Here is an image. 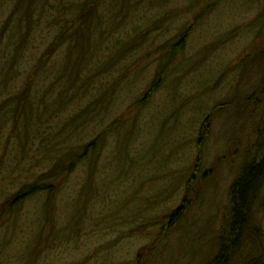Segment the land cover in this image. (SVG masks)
<instances>
[{
	"label": "trees",
	"instance_id": "16d2710c",
	"mask_svg": "<svg viewBox=\"0 0 264 264\" xmlns=\"http://www.w3.org/2000/svg\"><path fill=\"white\" fill-rule=\"evenodd\" d=\"M218 3L0 0V264H42L43 254L95 233L111 239L103 248H121L124 231L136 226H157V231L127 264H170L172 248L160 246L182 228L193 207L201 206L213 174L212 166L202 169L212 113L202 118L192 138L194 156L166 172L170 161H181L182 136L169 148L168 158L162 157V176L144 171L142 159L124 169L111 167L104 158L110 141L120 137L122 145L141 148L135 141L137 118L130 119L133 128L126 130L121 115L114 116L118 93L132 89L130 84L144 72L145 83L152 78L134 104L143 107L172 76L177 74L180 86L182 78L198 71L209 47L200 58H188L185 48ZM252 58L233 68L247 67ZM259 67L252 86L256 91L242 94L243 109L235 113L240 116L245 109L250 118L247 106L262 105L263 125L252 134L254 142L228 188L214 248L198 264H264L261 248L243 246L259 235L254 207L264 185V65ZM251 97L254 103H248ZM231 101L222 102L221 117L229 114ZM174 149L178 153L173 157ZM99 169L113 177L96 183ZM78 172L82 182L73 185ZM148 177L161 178L153 180L152 187L160 185L146 196L140 184ZM133 202L140 207L132 209ZM92 203L98 207L91 208ZM192 249L197 250L190 248V256Z\"/></svg>",
	"mask_w": 264,
	"mask_h": 264
},
{
	"label": "rangeland",
	"instance_id": "374dc122",
	"mask_svg": "<svg viewBox=\"0 0 264 264\" xmlns=\"http://www.w3.org/2000/svg\"><path fill=\"white\" fill-rule=\"evenodd\" d=\"M206 1L216 3V0ZM213 10L189 37L185 48V56L200 58L203 49L209 47L208 53L202 59V67L198 71L182 78L180 86L177 74L172 76L167 85L163 83L143 107L136 108L134 104L152 78L145 83L144 72L138 83L130 84L129 88L132 86V89L118 93L121 96L116 102L117 112L114 116L121 115L126 121V130L133 128L130 119L137 118L135 129L138 133L135 135V141L139 139L138 144H141V148L135 150L134 146L127 147L126 143L122 145L124 140L121 137L110 141L109 147L106 146L109 150L106 149L108 152L104 159L111 167L122 165L125 169L130 162L142 159L144 171L148 169L158 173L161 169L162 157L166 160L171 151L169 148L176 147L183 136L181 161L178 160L176 163L170 161L166 171L168 172L170 168H179L181 164L183 166L182 162L186 157L194 156L195 147L192 138L196 136L202 118L212 113L208 130L209 138L202 148L205 161L202 169L212 166L211 174H213L212 176L210 174L211 177L204 187L201 206L198 209L193 207L182 225V231L178 232L181 230L179 229L174 234H170L167 242L165 240L160 246V248H172L170 264H198L202 256L214 248L215 236L227 203L228 188L238 172L245 151L254 142L255 136L252 134L263 125L262 105L259 108L254 104L247 106V111L251 114L250 118L245 115V109L240 116H236L235 112L243 109L241 99L239 101L242 94L256 91L252 86L255 84V77L258 76L259 66L264 65V25L262 24L264 0H219L217 9ZM183 16L186 18V15ZM249 55L253 56V61L248 63L249 59L245 58ZM240 60H248L247 67L240 66L234 69L235 65H241ZM252 99L251 97L248 103L250 101L254 103ZM228 100H232L229 114H223L221 117L220 106L222 102ZM176 153L178 151L174 149L172 156H176ZM107 162L103 160V164ZM82 174L77 173V180L73 185L82 182ZM150 174L153 176L152 173ZM157 175L162 176V172ZM106 176L113 177V174L105 175L104 171L99 169L95 175V182H100ZM136 178L135 173L134 180ZM156 178L161 177H148L144 184H140V191L144 195L153 194L155 187L160 185V182H155L154 186H151ZM122 182L124 185H129V180L126 182L123 179ZM117 187L123 188L122 184ZM133 190L134 187L131 188L130 193ZM258 194L260 196L255 202L257 204L254 207V218L259 228L257 229L259 235L254 243L251 239L246 240L243 246L261 248L264 252V185ZM176 198L175 195L174 201ZM174 201L167 203L171 206ZM90 206L96 209L98 204L92 203ZM139 207L137 202L131 205L135 210ZM160 208L158 207L156 211ZM156 229L157 226L155 228L136 226L132 230H123L127 238L121 248H103L111 242V239L103 236L99 239L100 234L95 233L96 236L84 237L69 247L56 248L53 253L43 254L41 262L42 264H127L137 249L148 243L149 236H155ZM190 248H197V250L192 249V252L195 251L192 256L187 253ZM199 249L200 251L197 252ZM9 250L15 252L17 248H9ZM246 253L247 251L243 255ZM13 264L18 262L15 261Z\"/></svg>",
	"mask_w": 264,
	"mask_h": 264
},
{
	"label": "bare ground",
	"instance_id": "6f19581e",
	"mask_svg": "<svg viewBox=\"0 0 264 264\" xmlns=\"http://www.w3.org/2000/svg\"><path fill=\"white\" fill-rule=\"evenodd\" d=\"M217 232H219V229H218V231ZM217 235V234H216ZM216 237V236H215Z\"/></svg>",
	"mask_w": 264,
	"mask_h": 264
}]
</instances>
